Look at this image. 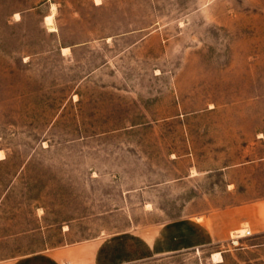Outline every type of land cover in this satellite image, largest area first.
<instances>
[{
    "label": "rangeland",
    "instance_id": "obj_1",
    "mask_svg": "<svg viewBox=\"0 0 264 264\" xmlns=\"http://www.w3.org/2000/svg\"><path fill=\"white\" fill-rule=\"evenodd\" d=\"M44 1L0 0V261L264 264L233 233L154 254L264 199V0Z\"/></svg>",
    "mask_w": 264,
    "mask_h": 264
},
{
    "label": "crops",
    "instance_id": "obj_2",
    "mask_svg": "<svg viewBox=\"0 0 264 264\" xmlns=\"http://www.w3.org/2000/svg\"><path fill=\"white\" fill-rule=\"evenodd\" d=\"M66 1L68 0H45L42 5L49 6L52 13L53 5H56L57 10H59L63 5L69 4ZM91 2L96 6L103 4L102 2L101 5H98L96 0H91ZM261 164L264 165V163ZM210 222L209 228H203L200 223L192 221L182 223L178 230V233H181L180 238L182 236V240L178 239V242L167 243L155 249L154 254L167 255L217 245L226 242L229 234L237 231L244 224L248 225L249 230L252 232V236L244 238L259 241L256 247H264V241H262L264 239V199L212 213ZM105 249V247L94 245H91V247L82 246L68 250H56L51 253L32 254L14 260H4L0 261V264H65V262L70 264H120L121 260L119 259H109L106 256ZM142 258V256L132 257L129 262L135 263L142 260Z\"/></svg>",
    "mask_w": 264,
    "mask_h": 264
},
{
    "label": "built area",
    "instance_id": "obj_3",
    "mask_svg": "<svg viewBox=\"0 0 264 264\" xmlns=\"http://www.w3.org/2000/svg\"><path fill=\"white\" fill-rule=\"evenodd\" d=\"M233 234H235L231 240L234 244H238L239 241L244 237L252 236L251 230L247 229V232L245 234L241 233V230L234 231Z\"/></svg>",
    "mask_w": 264,
    "mask_h": 264
},
{
    "label": "bare ground",
    "instance_id": "obj_4",
    "mask_svg": "<svg viewBox=\"0 0 264 264\" xmlns=\"http://www.w3.org/2000/svg\"><path fill=\"white\" fill-rule=\"evenodd\" d=\"M97 1H98V0H97ZM97 1H96V2H97ZM98 2H99V1H98ZM98 2H97V4H98ZM99 3H100V2H99ZM53 18H54V15H51V16L47 17V21L49 22V24H50L51 27H53V26H52V23H51L52 20H53ZM52 31H53V30H52ZM68 50H69L68 48L65 49V51H68ZM246 232H247V230H245V229H242V230H241V233H242V234H245ZM233 236H234V235H233ZM214 256H215V258L221 259V254H220V253H217V254H215ZM69 264H70V263H69Z\"/></svg>",
    "mask_w": 264,
    "mask_h": 264
}]
</instances>
